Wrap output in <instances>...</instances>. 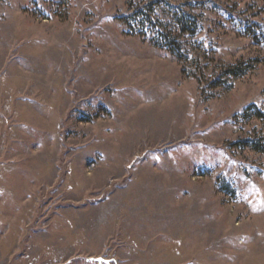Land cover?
I'll list each match as a JSON object with an SVG mask.
<instances>
[{
    "label": "rangeland",
    "instance_id": "obj_1",
    "mask_svg": "<svg viewBox=\"0 0 264 264\" xmlns=\"http://www.w3.org/2000/svg\"><path fill=\"white\" fill-rule=\"evenodd\" d=\"M0 264H264V0H0Z\"/></svg>",
    "mask_w": 264,
    "mask_h": 264
},
{
    "label": "trees",
    "instance_id": "obj_2",
    "mask_svg": "<svg viewBox=\"0 0 264 264\" xmlns=\"http://www.w3.org/2000/svg\"><path fill=\"white\" fill-rule=\"evenodd\" d=\"M157 4V1H155V2H152L151 4H150V6L151 7H153V6H155ZM148 7L149 9H151V11L152 10H154L153 8H151V7ZM147 10H146V8L145 7H139V8H137L136 9V14L138 15H144V14H147V12H146ZM150 18V20H151V18L152 17H149ZM193 17L188 13V12H184V13H182L181 15H177V18H176V22H177V24H178V26H179V28L181 29V31L183 32V33H186V32H190V33H192V32H194L196 29H197V23H193ZM154 22V21H153ZM191 30V31H190ZM195 34V33H194ZM194 34H192V35H194ZM167 40V41H166ZM164 41H165V43L164 44H166V46H167V48H169V50L170 51H173V52H176V45H178V43H177V40L176 39H169L168 37H166L165 39H164ZM233 70V72H234V75L235 76H240V73H239V71L238 70H240V67H234V69H232ZM252 144H254V143H252Z\"/></svg>",
    "mask_w": 264,
    "mask_h": 264
}]
</instances>
